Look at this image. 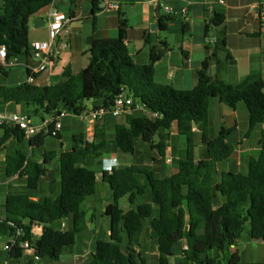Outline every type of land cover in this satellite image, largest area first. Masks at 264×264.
I'll use <instances>...</instances> for the list:
<instances>
[{
  "label": "trees",
  "instance_id": "trees-1",
  "mask_svg": "<svg viewBox=\"0 0 264 264\" xmlns=\"http://www.w3.org/2000/svg\"><path fill=\"white\" fill-rule=\"evenodd\" d=\"M54 0H2L0 8V46H5L8 58L29 54V32L32 18L46 10ZM94 0V14L101 12ZM172 17L159 18V28L167 31ZM220 21L215 20L214 24ZM208 28V27H207ZM128 20H119L116 39L93 40L87 55L89 63L79 74L68 72L56 85L39 87L29 82L16 86H0V104L27 108V115L56 117L68 109L75 116L92 108L110 107L124 91L136 103L159 118L150 119L140 113L129 115L124 124L115 127L114 147L126 155H135L138 140L162 157L174 125L187 140L178 171L160 179L148 167L128 166L103 172V180L113 192L111 204L104 213L111 220L109 240H98L95 252L87 264H147L136 249L138 239L145 234L157 243L158 264H172L180 244L185 243L182 256L192 264H241L238 241L249 227V237L264 243V144L256 158L248 163L247 174L224 172L216 182L218 166L228 161L234 148L229 137L234 129L221 128L212 139L208 129H201L205 158L196 159L194 123L200 126L209 111L211 101L235 109L244 103L249 112V132L264 124V81L257 80L245 88L218 86L208 75V60L202 64L198 85L192 90H178L156 81L155 64L165 49L154 46L150 63L137 65L128 49ZM164 46V44H162ZM0 152L13 140L24 142L18 128L1 127ZM166 133V135H164ZM159 135L161 142L155 136ZM48 135L30 139L32 147L40 148ZM57 140H61V134ZM108 144L97 128L95 141L89 143L82 134L72 138L71 148L59 157L60 193L55 199L17 200L12 206H1L0 237L12 239L9 257L20 259L25 243H30L40 259L58 260L63 251L76 244L78 235L88 230L86 200L96 193L97 175L92 169L94 155ZM6 169L27 177L30 195L38 192L46 170L25 152L16 150L7 156ZM151 195V203L138 199ZM128 198L131 208L124 211L120 201ZM153 205L158 207L155 213ZM72 221V228L56 231L54 225L63 219ZM34 225L43 226L38 240L33 239ZM252 264H264L255 262Z\"/></svg>",
  "mask_w": 264,
  "mask_h": 264
},
{
  "label": "crops",
  "instance_id": "crops-1",
  "mask_svg": "<svg viewBox=\"0 0 264 264\" xmlns=\"http://www.w3.org/2000/svg\"><path fill=\"white\" fill-rule=\"evenodd\" d=\"M120 5L119 10L114 12H98L94 14V0H54L52 5L71 19L67 32L59 36L53 43V48L59 53L58 57L50 67L34 76L33 85L46 87L59 84L64 81L65 74L70 72L73 75L79 74L89 63L87 52L91 44L85 42L86 37L92 36L93 40L116 39L119 36V20L124 17L128 20L127 43L132 60L137 65H147L139 62L141 55L132 52V43L138 41L143 46L148 45L151 49L154 46H160L165 49L163 58L155 64L156 81L160 84L171 85L178 90H192L198 85V75L202 70V64L208 60V75L218 86L232 85L238 88H245L250 83L262 80L264 81V0H163L165 4L176 11L187 9L185 16L179 15L172 17L167 31H161L159 26L155 31L151 27L154 24L159 25V18L166 14H161L162 9H154L151 5L152 0H113ZM0 0V8L2 6ZM97 6L101 8V3ZM46 10L35 15L31 20L29 35L32 42H49V18ZM44 17V26L35 28L33 20L36 17ZM94 22L91 28L87 21ZM219 20L218 24H214ZM208 27V28H207ZM166 34L165 40L163 36ZM30 41V40H29ZM164 44V46H162ZM135 49L137 47L135 46ZM147 47L143 48L145 52ZM19 64L12 68H3L0 64V73L5 76V83L0 86H16L28 82L31 72L37 69L40 61L34 57L32 50L29 54L18 57ZM10 69H13L12 71ZM26 74V75H25ZM23 75L26 79H23ZM87 110L91 109L88 103ZM0 112H17L24 115L27 108L20 105L0 104ZM139 113L133 110L129 115ZM128 115V116H129ZM127 116L121 118L108 117L102 123H93L84 121L78 116L69 115L65 119L61 131V140H58L60 149L46 150L42 161L33 159L35 163L45 169L46 176L40 182V189L37 193L30 195L27 189V177L21 176L6 169L7 156L13 154L16 150H21L18 143L28 142H10L5 149L0 152V165L5 171V178H0V205L12 206L17 200H32L34 202L43 199H55L60 193V154L71 148L72 143L67 145L65 142V132L75 135L82 134L89 143L95 141L97 128L101 130L108 144L105 148L94 155L92 169L97 175L96 193L98 195V185L106 184L103 180V172L108 167L124 168L132 165L125 162L122 153L119 152L112 140L115 133V127L126 122ZM234 129L235 132L229 137V143L234 148L232 157L218 166L216 182L219 183L224 172L238 170L242 174H247L248 163L251 158H256L264 144V124L257 126L251 133L249 132V112L246 105L242 102L235 109L220 103L213 99L204 122L194 128V141L196 144V159L205 158V146L199 139L201 129H208L212 139L219 135L221 128ZM2 133H0V136ZM166 135V133H164ZM177 126L174 125L170 137L166 143V154L162 157L157 149H151L149 145L142 143V149L147 156L143 162H139L138 167H148L160 179L174 175L178 171V161L183 158L182 152H177L175 140L178 136ZM180 136V135H179ZM236 141L234 142V140ZM18 142V143H17ZM161 142V141H160ZM235 144H234V143ZM254 142H258L255 146ZM46 143L44 141V147ZM12 147V150L10 149ZM187 148V143H186ZM29 149L35 151L36 147L29 144ZM24 152V151H23ZM138 153V142L136 153ZM224 169H221V168ZM94 195V196H95ZM113 199L109 196L100 197L98 203H101L102 212L106 203ZM88 200H86L87 202ZM85 202V203H86ZM151 203V195L140 198L133 206L134 210L140 204ZM155 213L158 207L153 205ZM87 212L88 230L78 235L76 244L66 248L58 260L46 262L45 264H87L90 262L95 252V245L98 240H109L111 235L110 227L102 226L105 217L96 216L98 210L92 206L94 213L90 215ZM128 211L130 208H122ZM3 211L0 212V216ZM89 218L92 220L90 221ZM110 219V218H109ZM96 224V225H95ZM56 231H67L72 228L70 219H63L54 225ZM104 227V228H103ZM43 232V226L34 225L32 233L33 239L38 240ZM141 238V236L139 237ZM263 242L262 240H259ZM12 239L4 246H8ZM184 244V246H183ZM185 247V243L180 244ZM33 248V246H32ZM157 251V248H156ZM9 252V251H7ZM183 257V256H182ZM178 259L177 255L171 258ZM25 259H32L33 264H40L45 259L36 256L34 249L24 250L20 259H13L17 262H23ZM185 260L181 264H192ZM158 260V258H157ZM178 262V261H177ZM158 263V261H157ZM255 263V262H254ZM225 264V263H222Z\"/></svg>",
  "mask_w": 264,
  "mask_h": 264
},
{
  "label": "built area",
  "instance_id": "built-area-1",
  "mask_svg": "<svg viewBox=\"0 0 264 264\" xmlns=\"http://www.w3.org/2000/svg\"><path fill=\"white\" fill-rule=\"evenodd\" d=\"M163 0H152L151 5L154 9H162L166 15L171 17H177L179 15L185 16L187 9L176 11L171 7L162 4ZM101 3V12H114L119 10L120 5L113 0H99ZM47 12L49 18V42H35L31 44V50L34 57L40 61L36 70L31 72L28 82H34V76L36 74L46 71L54 60L58 57V52L53 48V43L67 32L68 26L71 23V19L57 10L52 4L49 6ZM0 64L3 68H12L19 64L18 57L8 58V51L5 46H0ZM133 110L141 112L142 115L149 117L150 119H157L159 115L157 113H150L140 104L136 103L133 96L127 91L122 92L114 101L110 107H100L97 109L91 108L84 111L78 117L84 121H90L93 123H102L108 117L121 118L128 116ZM69 115H74L68 109H64L58 113L56 117H47L39 124L32 123L31 118L28 115H24L17 112H0V128H18L21 130L26 139H33L40 135H48L52 138H58L63 124L61 120ZM114 167H108L105 171H112ZM11 245L6 246V250H11ZM26 250H31L32 245L28 242L23 245Z\"/></svg>",
  "mask_w": 264,
  "mask_h": 264
},
{
  "label": "rangeland",
  "instance_id": "rangeland-1",
  "mask_svg": "<svg viewBox=\"0 0 264 264\" xmlns=\"http://www.w3.org/2000/svg\"><path fill=\"white\" fill-rule=\"evenodd\" d=\"M160 13L163 15L166 14L164 10L161 11ZM87 24L92 28L94 25V22L92 20H90V21H87ZM32 35L33 34H31V37H33ZM166 36H167L166 34L163 36V40H165ZM31 37L29 35L30 42H32ZM90 38H92V36L86 37L85 42L87 43V41ZM135 46L137 47V49H135ZM131 47H132V52L134 54L139 53L138 55H141L138 57L139 62H144L142 60H144V58L146 60V57H147V62H148V64L150 63V50L151 49L148 48V45L143 46V44H141V42L138 41L137 43H132ZM145 47H147V50L145 52H142L143 48H145ZM10 70L12 71L13 69H10ZM25 75H23L24 80L26 79ZM5 81H6L5 76L2 73H0V84H4ZM89 105L91 106V104H89ZM139 113L142 114L141 112H139ZM25 114H28V113H25ZM42 118H43L42 115H40L39 117H37L35 115H31V120H32V123H34V124L41 123ZM61 122L66 123L67 120L65 118H63L61 120ZM0 133H1V131H0ZM199 141L201 144H203L202 143V135H200ZM235 141H236V139L234 140V142ZM12 142H14V141H12ZM65 142L67 145H70L72 143V133H69L67 131L65 132ZM45 143H46L45 147L43 145L40 148H36L35 151H32V153L29 149V143L28 142L22 143L21 145L18 143V146L22 151L26 152L30 157L32 156L33 159L38 160V161H42L43 154L46 150L60 149V144H59L58 140L55 138L48 136L45 139ZM142 143H143L142 140H138V153L137 154H135V155L122 154V157H123L125 162H128L132 165L140 166L139 162H143L144 160L147 159V156L145 155V152L143 151L142 146H140V145H143ZM186 143H187V140L184 136H179V135L177 136V138L175 140V144H176V148H177L178 153L182 152L184 154V151L186 149ZM254 144H255V146H258V142H254ZM10 149L12 150V147ZM221 169H224V168L222 167ZM233 172H241V171H238V170L236 171L233 169ZM5 175H6L5 171L3 172V169L0 165V178L4 179ZM97 191H98L97 196L95 195V196H92V197L87 199L88 201L85 203V208L88 211V213L90 215H92L94 213V211L91 207L96 206V208L98 210L96 216H100V217L104 216L105 220H104L102 226H104L105 228L106 227L108 228V227H110V221H109L110 219L108 216H106L101 211L102 210V208L100 209L101 203H98V200L100 199V197L104 198V196H106V194H107V196H109V198H111L112 190L108 184H99ZM109 203H111V201L107 202L106 205ZM120 206L122 208H130L131 207L130 202H129L127 197L120 201ZM106 208L107 207H104L103 211H105ZM89 220L91 221L92 219L89 218ZM88 225H89V223H88ZM248 231H249V227L246 226L245 233L243 234L242 238L238 241V246H239L238 249H239V253L241 255V259H242L241 264H252L254 262H263L264 261V243L261 241L251 239L249 237ZM8 239H9L8 237H0V264H33L32 259H25L23 262H17L15 260L11 259L9 257V252L4 250V246L8 242ZM183 246H184V244H183ZM156 248H157V243L151 239H148L145 234L141 235V238L138 239L136 249L141 253V255L145 259H147V264H158L157 263L158 252L156 251ZM184 248L185 247H181V246L178 247V251H177V258L178 259L175 258L173 260L174 264H181V262L183 263L185 261L182 257V250ZM49 261H53V260L45 259L42 262H40V264H45L46 262H49Z\"/></svg>",
  "mask_w": 264,
  "mask_h": 264
},
{
  "label": "water",
  "instance_id": "water-1",
  "mask_svg": "<svg viewBox=\"0 0 264 264\" xmlns=\"http://www.w3.org/2000/svg\"><path fill=\"white\" fill-rule=\"evenodd\" d=\"M44 24H45V23H44V17H42V16L36 17V18H34V20H33V26H34L35 28H42V27L44 26ZM158 26H159V25H157V24L152 25V27H151L152 31H155V30L158 28ZM91 43H92V38H90V39L87 41V44L90 45ZM196 127H197V124L194 123V128H196ZM155 138H156V141H157L158 143L161 141L159 135H156ZM110 204H111V203H109L108 205H110Z\"/></svg>",
  "mask_w": 264,
  "mask_h": 264
}]
</instances>
